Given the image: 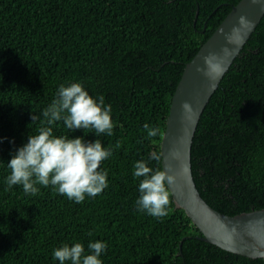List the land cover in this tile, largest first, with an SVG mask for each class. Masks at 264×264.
Masks as SVG:
<instances>
[{
  "label": "trees",
  "instance_id": "16d2710c",
  "mask_svg": "<svg viewBox=\"0 0 264 264\" xmlns=\"http://www.w3.org/2000/svg\"><path fill=\"white\" fill-rule=\"evenodd\" d=\"M238 1L0 0V264H60L57 248L81 243L88 255L98 241L107 245L102 264H264L203 241L170 191L167 216L139 209L143 177L133 175L138 161L162 170L161 136L184 65ZM73 83L111 106L113 134L61 120L53 135L110 149L98 169L108 187L82 203L51 185L36 184V195L9 188L12 156L49 126L42 113ZM145 124L158 135L149 138ZM190 155L214 210L264 209V15L205 106Z\"/></svg>",
  "mask_w": 264,
  "mask_h": 264
},
{
  "label": "clouds",
  "instance_id": "9594fccd",
  "mask_svg": "<svg viewBox=\"0 0 264 264\" xmlns=\"http://www.w3.org/2000/svg\"><path fill=\"white\" fill-rule=\"evenodd\" d=\"M42 115L49 126L39 128L36 135H29L27 143L12 156L7 165L11 170L6 180L8 187L22 185L25 194L36 195L39 191L36 184L51 185L59 194L76 203H82L86 195L95 197L102 193L108 187L107 172L98 169L112 151L105 149L98 139L86 142L83 138L55 137L51 125L63 120L69 130L94 129L97 135L106 133L111 136L114 127L111 106H105L102 96L93 99L81 84L73 83L59 88L57 99ZM31 119L34 123L38 117L32 115ZM144 129L149 138L156 137L160 131L148 124ZM119 146L117 143L116 147ZM150 158L160 160L155 153ZM133 175L143 177L138 189L140 197L136 201L138 208L153 217L167 216L170 205L167 186L175 182V177L168 170L153 171L145 161L135 163ZM106 247L99 241L89 243L90 254L85 255L81 243L65 244L57 248L53 256L60 264H102L99 257Z\"/></svg>",
  "mask_w": 264,
  "mask_h": 264
},
{
  "label": "water",
  "instance_id": "95a60500",
  "mask_svg": "<svg viewBox=\"0 0 264 264\" xmlns=\"http://www.w3.org/2000/svg\"><path fill=\"white\" fill-rule=\"evenodd\" d=\"M263 15L264 0H239L184 65L171 97L160 156L162 170L175 177L167 186L175 207L185 212L201 239L225 251L264 261V209L234 216L214 210L196 188L190 155L205 106Z\"/></svg>",
  "mask_w": 264,
  "mask_h": 264
}]
</instances>
